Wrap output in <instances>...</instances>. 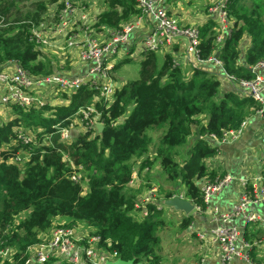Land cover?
<instances>
[{
    "label": "trees",
    "instance_id": "obj_1",
    "mask_svg": "<svg viewBox=\"0 0 264 264\" xmlns=\"http://www.w3.org/2000/svg\"><path fill=\"white\" fill-rule=\"evenodd\" d=\"M64 1L0 0V67L15 61L32 75L57 71L30 35L31 28L46 19L48 7L55 5L58 10ZM102 2L105 8L95 16V32L117 30L139 14L135 0ZM225 7L232 28L219 47L214 46L213 19L197 24L199 56L207 59L217 52L226 75L250 79L251 67L264 60V0H225ZM245 38L249 45L244 49ZM140 53V76L117 86L110 103L99 97L96 85L85 83L61 93L65 104L11 105L10 113L0 120V248L13 250L1 264H25L27 249L47 238L57 217L69 226L82 223L90 235L99 237V247L116 258L164 264L158 231L166 222L154 203H147V215L138 218L136 197L142 188L136 192L128 185L136 167L148 170L158 163L173 185L163 191L165 199L181 194L204 208L202 180L222 176L206 166V159L216 154V141L236 129L259 104L250 96L220 91L215 72L200 67L182 70L174 65L170 52L160 55V63L157 52ZM129 60L123 57L113 69ZM64 62L69 66L71 59ZM90 103L100 114L102 129H86L70 143L59 141L52 133L54 127L66 124L64 118ZM25 128L42 131L36 132L33 142L24 141L15 133ZM153 131L160 133L157 140ZM20 152L24 157L18 165ZM78 166L86 181L83 194L70 179ZM23 212L26 215L16 220ZM192 221V215L182 216L180 229ZM243 236L257 244L256 232L248 230ZM253 260L263 264L262 259ZM44 264L55 263L50 259Z\"/></svg>",
    "mask_w": 264,
    "mask_h": 264
},
{
    "label": "built area",
    "instance_id": "obj_2",
    "mask_svg": "<svg viewBox=\"0 0 264 264\" xmlns=\"http://www.w3.org/2000/svg\"><path fill=\"white\" fill-rule=\"evenodd\" d=\"M135 1L139 8V15L134 18L135 20H129L117 30L103 29L99 32H95L93 28L94 21L93 23L89 21L90 11L85 4L65 0L58 10L55 6L53 11L47 13L43 22L31 28L30 40L40 52L42 48H47L51 54L58 57L66 54V58H69L67 56H72L69 51L75 49L77 62L83 66L82 72L72 76L62 75L59 72L45 76L32 75L15 61H11L0 67V86H2L0 90L2 106L0 108L11 105L30 107L32 105L65 104L67 99L63 100L61 93L68 94L85 83L96 85L99 97L110 103L117 87L111 75L114 62L130 52L129 46L133 41L134 30L139 18L145 16L152 19L155 24L141 40L142 51L170 52L174 65L178 67L187 65L202 68L205 65H213L219 68L224 77L233 82L243 96H250L258 102L259 107L255 113L264 119V60L258 61L251 67L254 76L250 79H237L226 75L222 63L215 55L207 59L200 58L198 49L200 33L197 24L179 23L176 16L169 13L167 0ZM206 10L215 23L214 46L217 48L232 28L225 0L210 3ZM95 33L101 34L103 38ZM180 39H184L186 43L182 59L178 58L174 50V46ZM52 87L57 89L58 93L49 99L48 96L52 95ZM64 121L67 123L57 124L52 132L63 143H70L76 135L86 129H97L96 125L102 124L100 114L92 103L79 107L73 114L64 118ZM246 124L247 119L243 120L238 128L226 131L222 138L216 141V144L235 139L242 133ZM37 131H42V129H18L15 135L24 141L33 142ZM80 170L81 166L74 168L70 179L78 184L83 194L86 181L80 175ZM135 179L132 173L128 185L132 186ZM233 180L240 185L239 199L228 212H220L212 205V200ZM201 191L204 208L201 209L191 202L196 213L208 212L217 222L212 235L220 246L218 264H231L233 259H239L243 264H256L249 257L251 243L240 237L239 227L233 223V220L241 218L244 224H247L259 219L258 213L251 207L264 205V172L256 177L253 183L245 177H235L229 174L215 181L203 179ZM153 192L154 189L151 188L144 200L135 205L138 209V218L147 215L146 206L150 203ZM174 197L184 198L181 194L173 195L172 198ZM79 225L81 224L51 225L47 238L27 249L29 254L25 264H27L29 255L36 264H44L50 259H53L55 264L62 261L69 264H105L107 261L117 259L115 253H109L99 247L98 236L90 235L87 228L81 229ZM199 237L203 238V235ZM12 252L10 247L0 248V264Z\"/></svg>",
    "mask_w": 264,
    "mask_h": 264
},
{
    "label": "crops",
    "instance_id": "obj_3",
    "mask_svg": "<svg viewBox=\"0 0 264 264\" xmlns=\"http://www.w3.org/2000/svg\"><path fill=\"white\" fill-rule=\"evenodd\" d=\"M73 1H75L78 4L77 0H73ZM87 4L88 6L85 5V7L88 9V11H90L89 21L93 23V21H95V16L105 7L103 5V2L101 7L98 9L95 8V6L90 0L87 1ZM166 4L169 13H171L172 16H176L177 20L181 24L183 23L201 24L211 18L207 13V10H199L198 13L193 14L190 11V9L186 8V6H184V4L180 0H167ZM54 8L55 5H50L48 7L47 13L53 11ZM138 15L133 17L131 20L138 17ZM154 24H155L154 21L148 17L142 16L141 18H139L138 25L132 35L133 41L129 46L130 52L126 56L123 55V57L131 58L135 54H141L140 53L142 51L141 40L143 36L153 28ZM95 34L100 36V38H103L101 34L98 33ZM248 45H249L248 38H245L243 40L242 47H244L245 49V47ZM185 46H186L185 40L180 39L179 42L174 47L175 52L178 54L179 59H182L183 57ZM41 51H42L41 53L45 57L48 58H51L52 56L58 57L54 54H51L50 50L47 48L44 49L42 48ZM69 53L70 55H72L70 56V58H72L71 60L72 63L69 64V66L71 65L69 68L71 70L70 71L71 74L66 76H72L74 74L81 73L83 66L77 62L76 50L71 49ZM72 53L75 54V59L73 58ZM161 53L163 54L165 52H161ZM123 57L121 56V58L117 59L114 63H116L118 60L122 59ZM180 68H182V70H188L190 67L184 65ZM202 68L207 71H212L218 74L221 81L220 91L222 92L234 91L238 96L240 97L243 96V94H241V92H239L236 89L235 84L233 82H230V80H227V78L224 77L223 72L220 71L219 68L213 65H205ZM114 71H115L114 69L111 71V75L112 78L115 80V76L113 77ZM114 80L113 82L115 84ZM124 82H122L121 84H123ZM121 84L115 86H120ZM0 90H2V86H0ZM1 106L2 105L0 104V107ZM10 108L11 106L0 108V118L9 114ZM246 119H247V124L244 127L242 133L238 137H236L231 141L221 142L217 144L218 150L216 154L209 158V159L211 158L214 159L213 160L214 166L211 167L207 166V167L209 169L215 170L217 172V175L223 176L225 174H229L235 177H245L247 178V180H249V182L253 183L255 178L259 177L264 172V119L255 112L249 115L244 120ZM157 167H160L158 163L156 164L154 163L150 169L147 170L145 168L144 170H142L140 176H138V178L134 180L132 186L129 187L135 190L136 192L140 187L142 188L136 197L137 200L141 199V201L144 200V198L149 194V190L153 188L154 192L151 196L150 203H154L157 209H159L158 207L160 206H162V208L164 205L167 206L169 210L173 212V215L179 218V221L176 223V226L174 227V230L176 231L175 235H171L172 238L169 239L168 241L166 239L167 242L164 245H162L164 258H166L167 261H169L167 264H218L220 258V246L212 235V231L217 225V222L212 219V217L208 212L196 213L195 210L193 209L192 212L186 214L183 211L174 208L170 204L167 205V202H169L171 198L165 199L164 197L165 192L162 193L160 186H158V184L154 182L156 179L153 177L152 173L151 174L149 173L152 172V170ZM143 177L146 180L148 186L138 183V182L144 183ZM156 181L158 182V180ZM166 182L167 184L170 183L168 181ZM158 183L161 184L160 182ZM170 189H173V187ZM239 195H240V185L237 183L236 180H233V182H230L228 185H226L222 189V191H220V193L214 196L212 200V205L215 206L220 212H228L231 209L232 205L237 203L239 199ZM157 196H160V198L162 199H157ZM163 200L164 203L162 204L161 201ZM186 200L190 201L189 199ZM251 209H253V211L258 213L259 215L258 220L244 224L241 218H237L233 220V223L239 227L240 237H242L243 239H245V237L243 236V233L245 231L251 230L253 232H256L257 244L255 241L251 243L252 246L249 250V257L253 262H254L253 260L254 258L262 259L261 262H263L264 264V205L255 206L254 208L251 207ZM187 215H192L193 221L190 224V226L182 230L179 227V223L181 220L180 218L182 216H187ZM78 224H82V223L77 222L76 225ZM199 235H203V238H200ZM251 251L253 252L254 256H252ZM231 264H243V263L239 259H233Z\"/></svg>",
    "mask_w": 264,
    "mask_h": 264
},
{
    "label": "rangeland",
    "instance_id": "obj_4",
    "mask_svg": "<svg viewBox=\"0 0 264 264\" xmlns=\"http://www.w3.org/2000/svg\"><path fill=\"white\" fill-rule=\"evenodd\" d=\"M87 1H89V0H77L78 3H84L85 5L88 6ZM90 1L93 3V5L95 6L96 9L100 8L101 5H102V0H90ZM180 1L184 4V6H186V8L190 9V11L193 14H196V13L199 12V10H206L205 6L207 7V5H209L210 3L214 2V1H219V0H180ZM161 54H162L161 52H158V55H159L158 56V59H159L158 63H160V61H161L160 60L161 59L160 58ZM67 57L70 58V56H67ZM65 58H66V54L64 56L62 55L60 57H55V56L51 57L52 61L57 65V71L56 72H59L62 75H69V74H71V72H70L71 70L69 69L71 65L67 66V63L64 62ZM73 58L75 59V54H73ZM142 58L143 57H142L141 54H135V55H133L130 58L129 61L123 63L117 70H115L114 73H113V77L115 76V80L113 79L115 81V85H119L122 82L130 80V79L138 78L140 76L139 70H140V61L142 60ZM71 60H72V58H71ZM52 88H53L52 89V95L48 96L49 99H51L53 97V95L58 93L57 89H54V87H52ZM46 114H47V112H46ZM3 117L5 119L7 116H3ZM3 117H1L0 120ZM151 135L153 136L154 140H157V138L160 135V133H159V131H153ZM22 157H24V154L20 152L19 153V157L17 159L18 165L22 164V160H20V159H22ZM213 160L214 159H212V158L211 159L207 158L206 161H205L206 166H208V167L214 166ZM160 169H161L160 167H157V168L153 169L152 172H149V173L150 174L152 173L153 177L156 180H158V182L161 183V184H159L154 179L155 180L154 182L156 184H158V186H160L161 191L163 193L164 190H168V189L172 188L173 186H171L172 185L171 183L167 184V182H166L167 180L165 179V176H164V174L162 173V171ZM132 173L137 179L138 176H140V174L142 173V171H139L138 168L136 167V168L133 169ZM143 180H144V183H142V182H138V183L144 184L145 186H148V184H147L146 180L144 179V177H143ZM131 189L132 188H130V190ZM178 192H180V191H178ZM157 199H162V198H160V196H157ZM137 202L139 203V202H142V201L140 199V200H137ZM161 203L163 204L164 200L161 201ZM167 205H168V202H167ZM160 210L162 212V218L166 222V224H165V226L163 228H160V230L158 231V235L161 237V244L164 245L169 239L172 238L171 235H175L176 231L174 230V227L176 226V223L179 221V218H177L175 215H173V212H171V210H169V208L167 206H165V205L163 206V208H162V206H160ZM25 215H26L25 212L20 213L16 217V220L24 217ZM66 222L67 221L64 220L61 217H57V218H55L53 220V224L62 223V224L65 225ZM53 224H52V226H53ZM79 227L81 229H86V227L83 224L79 225ZM50 231H51V228L48 230L47 234H49ZM169 234H170V236H169ZM166 239H167V241H166ZM62 262L67 263L66 261H62ZM168 262L169 261H167V259L164 258V264H167ZM31 263L32 264H36L35 261H32V256L29 255V258L27 260V264H31Z\"/></svg>",
    "mask_w": 264,
    "mask_h": 264
},
{
    "label": "water",
    "instance_id": "obj_5",
    "mask_svg": "<svg viewBox=\"0 0 264 264\" xmlns=\"http://www.w3.org/2000/svg\"><path fill=\"white\" fill-rule=\"evenodd\" d=\"M217 56H218V53L216 52L215 57ZM96 127L98 130H101L103 126L102 124L99 123L96 125ZM196 137H199V135L196 134ZM168 204H170L171 206H173L174 208L180 211H183L186 214L190 213L193 210V204L190 201L183 199V198H179V197L171 198ZM105 264H141V263L134 262L132 259L123 260V259L117 258L114 261H107Z\"/></svg>",
    "mask_w": 264,
    "mask_h": 264
}]
</instances>
